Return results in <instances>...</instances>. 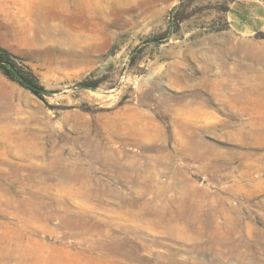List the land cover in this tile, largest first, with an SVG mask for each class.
Listing matches in <instances>:
<instances>
[{
  "label": "rangeland",
  "instance_id": "1",
  "mask_svg": "<svg viewBox=\"0 0 264 264\" xmlns=\"http://www.w3.org/2000/svg\"><path fill=\"white\" fill-rule=\"evenodd\" d=\"M98 1L64 7L0 0V46L42 86L35 93L0 69V104L16 137L31 127L39 133H29L30 140L48 147L25 156L0 143V234L10 240L11 229L17 233L10 248L0 243V264H39L12 256L25 254L30 242L81 252L74 264H104L87 257L100 253L84 235L61 225L66 209L99 218L129 239L115 252L119 260L126 253L128 264L186 257L201 264H264V31H235L227 16L233 0ZM118 112L152 118V139L134 144L109 134L107 115ZM87 121L121 164L136 158L138 171L143 165L151 189L126 181L120 167L88 147ZM45 125L54 138L44 136ZM167 153L169 160L159 159ZM57 157L77 167L51 166ZM187 189L200 191L192 198L209 213L205 227L198 225L201 241L174 237L142 216L147 200L141 191L157 206L159 190L166 200ZM134 195V206L125 202ZM69 260L64 255L46 264H73Z\"/></svg>",
  "mask_w": 264,
  "mask_h": 264
},
{
  "label": "bare ground",
  "instance_id": "2",
  "mask_svg": "<svg viewBox=\"0 0 264 264\" xmlns=\"http://www.w3.org/2000/svg\"><path fill=\"white\" fill-rule=\"evenodd\" d=\"M49 1H51L53 5H62L64 7L68 6L69 3H71L73 6L75 5L80 6L79 0H49ZM92 1L93 0H82V3L87 6H90V4L93 3ZM100 2L101 0L98 1V3ZM5 109L6 108L2 106V104H0V123H1L0 124V143L6 147L7 152H14L15 147H17V150H19V152H22L23 155L26 156L31 151L33 154V152L35 151H46L48 149L46 142L40 144V143L33 142V140H30L29 133H33L35 136L39 133L38 130H32L31 127L30 129L28 128L23 129L22 134H19V136L16 137V135H14L13 133V130L8 126L6 122L7 114H6ZM107 116H108L107 127L105 125V128L107 129L109 134L117 135L119 137L125 138L126 140H133L129 142H133L134 144L144 143L152 139V135L148 132L147 126L150 123H153L154 121L152 118H149V117L148 119L145 118V116L141 114V112L127 113L126 118H123L120 112H118L117 114L113 116L112 115H107ZM85 126L91 132V128L94 126V124L91 121H87ZM43 131L46 133V135H44L46 136V138L52 139L54 138V136H56L54 131L51 129V127L47 125H45ZM88 135H89V138L87 139L88 147L98 148L99 151H101L99 153L103 155L104 159L107 161V163L110 166L120 167L122 170V176L126 181H133L134 183H140L144 187H146V189L152 188L153 186L152 179H149V180L145 179L143 174L140 172L143 165L142 167L141 165L139 166L140 167L139 171L138 169L135 168V164L137 163L136 158H133L132 162L131 163L129 162V164L128 162H125L126 164H121L120 160H118L119 158L117 157L115 150L110 148L109 145H107L106 143L98 141L97 137L95 135H92V132H91V135L90 134ZM102 151H106V152L103 153ZM178 152L179 154H183L184 151H178ZM194 153H196V151H194ZM122 154L126 157L130 156V154L127 151H122ZM200 155L202 156L203 152H200ZM159 159L169 160L170 159L169 154L168 153L164 154L160 156ZM77 164L78 163H72V162L68 163L65 160H61V157H57L54 159V162L51 163L50 165L53 167H57V166L63 167L64 171H71V170H75V168L77 167ZM199 193H200L199 190L194 189V191H190V189H187L186 191L182 192L179 196H176L174 198L173 197L167 198L166 200H163L165 198L164 196L165 190H159L156 196H157V199L158 198L161 199L160 200L161 203L157 206L156 205L154 206L153 204H151V202H153L152 199L146 197L145 191H141L140 193L141 198L143 200H147L146 206H145L146 210L142 213V216H150L153 219L154 225H159L160 227H162L163 230H165L167 233H169L170 235L174 237H179L180 239H183V240L201 241L203 238L202 236L203 234L200 229L205 227V224H206L205 220L207 219L206 215L209 213L205 211L203 205L199 201L200 199H197L198 196H195L194 198H192L191 194L200 195ZM29 198L30 200L28 203L29 205H32L34 201V196H30ZM2 199H3V195L0 194V201H3ZM124 199L126 203L132 204L138 201V195H134L132 199L131 198L129 199L124 198ZM38 206H41V204L39 203ZM121 212L124 213L126 216L129 215L133 217V215L129 214L128 210H122ZM59 214L62 219L61 225L68 226L69 229L74 230L76 234L84 235L83 239L87 242L90 248L93 251L98 250V252L100 253L98 255H96L95 253H91L87 255V257L91 261H94L97 263L102 262L104 264H128L126 262V258H127L126 253L124 254V252H122V254H124V257L123 259L119 260L117 256L115 255L116 254L115 252H117L118 249L128 246L129 242L131 241L127 239L126 237L117 236L116 233H113V231L111 230V226L107 224V222H106V226H104V222L101 219L99 218L92 219V217L87 216L88 214H86L83 211L78 214L76 213L72 215L71 211L69 209H66L63 211V213H59ZM117 214L119 215V212ZM135 219L137 220L138 217L136 216ZM198 225H200L201 228H199ZM197 226H198V229L196 228ZM128 229H129L128 227L125 228V230H128ZM134 230L137 231L138 229L135 227ZM10 232H11L10 240L6 239V237L0 234V243L1 242L5 243L6 248H10L12 245L11 242H14L16 239V235H17L16 231L14 229H11ZM28 246L35 247L36 249L34 251L33 250L31 251L30 249H28ZM193 246L199 247V244L195 243V245ZM23 247H24L23 250L25 254L23 255H18L17 253L12 254L15 260L21 261L24 258L28 259V258L33 257L39 264H46V262H55L57 261V259H62L64 255H67L68 258L70 259L69 261H71L74 264L75 260L81 261V258L84 257L81 252L72 254L68 250H65L63 247H57L53 245H49L48 247H46L45 243H41V242L39 243L30 242V244L27 243ZM2 254H5V253L2 252ZM165 264H201V263L191 261L190 259L186 257L185 259L172 260L170 262L167 261L165 262Z\"/></svg>",
  "mask_w": 264,
  "mask_h": 264
},
{
  "label": "crops",
  "instance_id": "3",
  "mask_svg": "<svg viewBox=\"0 0 264 264\" xmlns=\"http://www.w3.org/2000/svg\"><path fill=\"white\" fill-rule=\"evenodd\" d=\"M227 16L235 31L245 34L264 31V0H233Z\"/></svg>",
  "mask_w": 264,
  "mask_h": 264
},
{
  "label": "trees",
  "instance_id": "4",
  "mask_svg": "<svg viewBox=\"0 0 264 264\" xmlns=\"http://www.w3.org/2000/svg\"><path fill=\"white\" fill-rule=\"evenodd\" d=\"M17 58L7 49L0 46V69L11 79H16L35 93H39L42 86L35 79L33 72L25 71L16 60Z\"/></svg>",
  "mask_w": 264,
  "mask_h": 264
}]
</instances>
